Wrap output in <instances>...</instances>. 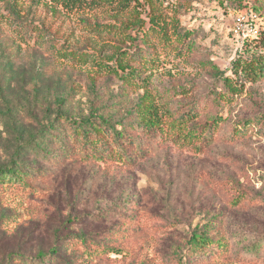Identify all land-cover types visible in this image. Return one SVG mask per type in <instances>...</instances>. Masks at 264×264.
<instances>
[{
    "label": "rangeland",
    "instance_id": "rangeland-1",
    "mask_svg": "<svg viewBox=\"0 0 264 264\" xmlns=\"http://www.w3.org/2000/svg\"><path fill=\"white\" fill-rule=\"evenodd\" d=\"M88 1L0 0V168L25 170L0 183V264L59 239L70 264H264V241L246 252L264 240V77L234 73L264 54L232 32L244 9L264 29V0ZM150 106L153 137L132 127ZM93 116L131 128L140 157L84 161L50 130ZM79 231L108 249L68 246Z\"/></svg>",
    "mask_w": 264,
    "mask_h": 264
},
{
    "label": "trees",
    "instance_id": "trees-1",
    "mask_svg": "<svg viewBox=\"0 0 264 264\" xmlns=\"http://www.w3.org/2000/svg\"><path fill=\"white\" fill-rule=\"evenodd\" d=\"M56 1V0H52ZM59 1V0H57ZM88 0H60V3L64 5L65 8L74 9L76 6H80L83 3H86ZM105 2L109 5H116L118 8L121 6L124 7L130 3V0H89L88 3L101 4ZM258 0H252V8L255 9V5ZM254 5V6H253ZM116 7V8H117ZM261 6H259L260 8ZM9 13V12H8ZM12 16L10 13L7 17ZM14 26L20 31L30 37L34 36V41L39 40L38 38L41 35L40 32H34L35 28L25 27L24 25H15ZM258 49L260 54H264V29L259 28L256 31V34L251 38L247 39L242 43L241 49ZM143 50V48H142ZM235 76L240 77L241 74L249 81L257 80L260 77H264V60L259 59L256 63V66L251 65L248 69L243 67L240 68V71L235 70ZM240 73V74H239ZM226 84V81H224ZM232 81H227L231 83ZM147 116L146 118L141 119L138 124L132 126L136 130H141L148 137H153L158 132L163 134V123L162 120L157 117V111L154 106H150L146 109ZM151 113V114H150ZM176 113H173L172 116V127L176 126L182 128L184 124L191 123L193 119L197 116V107L194 106L189 110L183 112L180 116L177 117L175 125V116ZM177 115V114H176ZM174 122V124H173ZM215 124L214 119L210 121H205L202 124H198L197 128H209V132L212 130L213 125ZM172 129V128H171ZM184 130V128H182ZM50 130L53 133L63 134L62 141L66 145H70L68 151L73 150L74 153L84 161H100L106 162L109 160L113 161H123L126 164H131L135 159L140 157L141 148L139 147V141L135 135L131 134V128L127 126L119 127L115 124H112L110 120L103 116H93L80 120H72L68 117H65L63 121L57 122L50 125ZM49 135V134H48ZM181 135V134H180ZM186 135L191 139H196L199 134L195 128L189 127ZM209 135V134H208ZM161 136V135H160ZM205 139V137H204ZM25 173L22 164L18 162H13L10 166L5 168H0V183L4 180L9 179H19V174ZM70 221V220H69ZM59 232H55V241L57 239ZM95 235H91L84 231L75 232L74 234H67L64 238V242L68 243V246L73 247L74 245L81 246L84 250H87L89 255L96 253L98 250L104 251L108 249L105 246V243L102 240H98ZM60 241V239L58 240ZM52 246L48 251H38L34 256H24L17 252H11L6 256L5 264H70L71 262L64 258L63 254L67 251L66 245ZM207 237L202 238L203 244L207 242ZM264 240L254 241L251 248L246 249L247 253L256 254L257 249L260 251L262 242ZM95 246V248H92Z\"/></svg>",
    "mask_w": 264,
    "mask_h": 264
},
{
    "label": "built area",
    "instance_id": "built-area-1",
    "mask_svg": "<svg viewBox=\"0 0 264 264\" xmlns=\"http://www.w3.org/2000/svg\"><path fill=\"white\" fill-rule=\"evenodd\" d=\"M257 16L250 10L238 11L234 17V26L232 29L233 36L236 40L243 43L247 39H251L257 31Z\"/></svg>",
    "mask_w": 264,
    "mask_h": 264
}]
</instances>
